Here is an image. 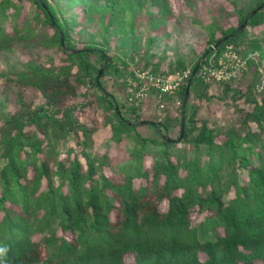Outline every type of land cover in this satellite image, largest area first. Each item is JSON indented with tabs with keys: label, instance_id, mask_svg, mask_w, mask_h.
I'll return each instance as SVG.
<instances>
[{
	"label": "trees",
	"instance_id": "obj_1",
	"mask_svg": "<svg viewBox=\"0 0 264 264\" xmlns=\"http://www.w3.org/2000/svg\"><path fill=\"white\" fill-rule=\"evenodd\" d=\"M226 2L230 19L220 10L204 26L195 61L179 56L165 70L152 31L155 19L174 17L172 0H0V61L21 42L59 52L0 70V95L14 100L0 115V264H264V89L254 64L245 89L196 74L182 136V104L178 115L147 119L105 84L111 73L127 84L136 70H193L225 37L207 58L228 46L264 49V0ZM147 9L151 35L132 65L124 56ZM114 38L129 45L122 56L109 52ZM213 98L229 110L222 124L212 122ZM87 107L95 124L80 118ZM100 126L110 129L103 151Z\"/></svg>",
	"mask_w": 264,
	"mask_h": 264
},
{
	"label": "rangeland",
	"instance_id": "obj_2",
	"mask_svg": "<svg viewBox=\"0 0 264 264\" xmlns=\"http://www.w3.org/2000/svg\"><path fill=\"white\" fill-rule=\"evenodd\" d=\"M173 8H174V17L169 18L164 23L163 20L157 18L155 19L156 24H158V30H153L152 34L158 35V40L154 44L152 51L156 52L161 56L163 61H161V67H164L167 70L169 63L176 60L177 57L182 56L187 61H195L199 54L206 48L208 32L204 28L205 25L210 24L213 21L214 16H220V10L223 11V15L225 18L230 19L228 15H230L231 6L226 2V0H172ZM151 11L156 13V9L152 8ZM151 13H149L148 9L143 10L142 12L136 13V27L137 31L132 37H137L138 45L128 56H124L126 60H129L133 65L136 61L140 59V57L144 54L146 50V40L148 36L151 35V25L149 24V17ZM234 20L233 18L231 21ZM82 43H79L81 45ZM128 44L120 45L115 41V38L112 41V45L109 49V52L112 54H123L128 49ZM225 50H233L237 53L238 56L243 57L239 52L234 50L231 46L225 48ZM264 50V49H262ZM59 52H55L53 50H43L39 47L32 46L27 43H19L13 52H10L4 58V61H0V70L1 69H16L21 66L23 62L32 58L38 57L42 60H46L48 55L57 56ZM122 56V55H121ZM58 60V59H57ZM56 60V61H57ZM157 60V58H155ZM120 64V59H118ZM259 62V60H258ZM257 61L251 62L254 64L255 69L260 73L259 67H261L260 62ZM122 65V64H121ZM249 65L246 68H243L241 71H238L235 77H232L229 80H216V81H231L235 80V82L242 88L245 89L246 82H248V78L245 80L244 73L248 70ZM191 68V67H188ZM187 68V69H188ZM263 68V67H262ZM186 70V69H185ZM252 69H250L251 71ZM181 71H177L174 73H169L167 75L153 73L155 75L161 76H170L175 75ZM151 73V72H150ZM244 78V82L240 79ZM264 79V74H261V79ZM100 79V78H99ZM123 78L118 77L111 73L107 75L105 79V84L107 88L116 95L117 99L121 102H124L125 99L128 98V104L139 106V110H141V114L144 118L147 119H164L168 116L178 115V108L182 104L181 95L179 90L176 91L175 94H160V92L151 89L147 92V96L143 100H135L132 99L135 92L138 90V86L133 84V79H128L127 84H124L122 81ZM205 80V79H203ZM215 80V79H209ZM250 80V79H249ZM208 81V80H205ZM185 82V81H184ZM183 82V83H184ZM182 83V84H183ZM257 83V84H258ZM180 85V87L182 86ZM128 87V88H127ZM9 89H13V87L9 86ZM130 91V96L127 97V93ZM156 91V94L153 93ZM208 94H217L220 92V89L217 86L209 87L207 90ZM231 102V99H228ZM13 98L10 95V92L4 93L0 95V115H4L1 113L7 112L9 109L13 108ZM212 108L215 109V115L219 116L212 119L214 124H222L224 122L225 116L228 115V108L221 105L215 98L210 102ZM96 107V105H95ZM87 107L86 110L80 114L81 120H85L88 124H95L98 118V113L95 111L96 108ZM223 115V116H222ZM222 116V117H221ZM176 134V131L175 133ZM110 136V129L108 126H100L98 132L95 134V145L99 150H104V144H106V140ZM204 258L205 255L201 254ZM128 262L132 263L133 258L131 256L128 257ZM256 264H262L261 261H257Z\"/></svg>",
	"mask_w": 264,
	"mask_h": 264
},
{
	"label": "built area",
	"instance_id": "obj_3",
	"mask_svg": "<svg viewBox=\"0 0 264 264\" xmlns=\"http://www.w3.org/2000/svg\"><path fill=\"white\" fill-rule=\"evenodd\" d=\"M260 62L259 71L264 74V50H253L245 54L243 57L237 55L233 50H225L220 54L214 53L210 57H206L200 64L196 74L202 79L209 80H229L235 77L238 71L246 68L251 62ZM258 62V63H259ZM263 67V68H262ZM191 68L170 76L155 75L145 71H135L133 84L138 86L132 99L143 100L147 96V92L154 89L160 94H175L179 90L180 85L186 81L191 75ZM264 89V79L257 84V90Z\"/></svg>",
	"mask_w": 264,
	"mask_h": 264
},
{
	"label": "water",
	"instance_id": "obj_4",
	"mask_svg": "<svg viewBox=\"0 0 264 264\" xmlns=\"http://www.w3.org/2000/svg\"><path fill=\"white\" fill-rule=\"evenodd\" d=\"M257 11V9L256 10H254L251 14H249L247 17H246V19L244 20V22L240 25V27L238 28V30H237V34H239L242 30H243V28H244V26L246 25V23L248 22V19L255 13ZM228 37H225V38H223V39H221L219 42H217L214 46H212L203 56H202V58H201V60L199 61V63L197 64V66H195L194 68H193V70H192V72H191V75H190V77H189V79H188V81H187V84H186V88H185V94H184V97H183V102H182V118H181V135L180 136H182L183 135V132H184V129H185V115H184V110H185V104H186V101H187V98H188V96H189V94H190V86H191V82H192V80H193V78H194V76L196 75V72H197V69H198V67H199V65L204 61V59L208 56V54L210 53V52H212L214 49H216L217 47H218V45L219 44H221V43H223L226 39H227ZM73 51L74 52H78L79 50H75V49H73ZM105 65L100 69V71H99V73H98V76H97V81L99 82V78H100V75H102V73L105 71ZM116 110H117V112H118V114H121L120 113V110H119V107H118V105H116ZM146 121L145 120H140V121H138L137 123L138 124H143V123H145Z\"/></svg>",
	"mask_w": 264,
	"mask_h": 264
},
{
	"label": "clouds",
	"instance_id": "obj_5",
	"mask_svg": "<svg viewBox=\"0 0 264 264\" xmlns=\"http://www.w3.org/2000/svg\"><path fill=\"white\" fill-rule=\"evenodd\" d=\"M4 252V249L0 248V253Z\"/></svg>",
	"mask_w": 264,
	"mask_h": 264
}]
</instances>
